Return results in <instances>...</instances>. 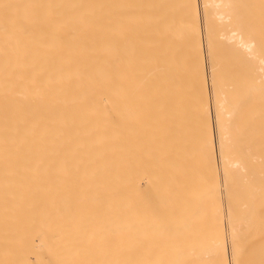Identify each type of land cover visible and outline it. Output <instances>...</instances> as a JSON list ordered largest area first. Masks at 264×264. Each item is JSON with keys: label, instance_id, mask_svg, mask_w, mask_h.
Wrapping results in <instances>:
<instances>
[{"label": "bare ground", "instance_id": "6f19581e", "mask_svg": "<svg viewBox=\"0 0 264 264\" xmlns=\"http://www.w3.org/2000/svg\"><path fill=\"white\" fill-rule=\"evenodd\" d=\"M0 264H264V0H0Z\"/></svg>", "mask_w": 264, "mask_h": 264}]
</instances>
